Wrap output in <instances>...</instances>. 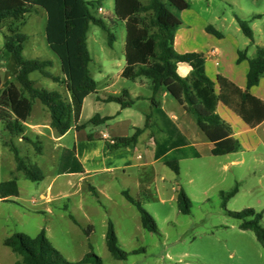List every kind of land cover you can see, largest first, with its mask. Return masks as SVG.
<instances>
[{
    "label": "rangeland",
    "instance_id": "obj_1",
    "mask_svg": "<svg viewBox=\"0 0 264 264\" xmlns=\"http://www.w3.org/2000/svg\"><path fill=\"white\" fill-rule=\"evenodd\" d=\"M86 1H98L102 13L96 8L92 9V13L106 23L114 37L110 47L107 33L98 26L89 25L86 44L92 61L88 70L96 82L97 93L103 97H120L122 90H128L132 96L151 95L150 89L141 88L119 75L125 65L126 30L124 22L114 16V0ZM147 1L141 0L143 4ZM185 1L189 9L178 13L182 25L178 29L181 39L178 49H175L177 53L179 50L190 53L196 49L205 54L212 43L206 36L215 44L225 45L226 52H229L230 46H239L242 50L244 44L250 42L239 30L234 15L248 20L254 42L264 45V0ZM254 15L260 17L253 18ZM45 24L46 13L40 8L26 16L22 32L28 40L22 54L25 59L51 60V72L58 74L59 60L46 43ZM207 25L226 37V42L219 44L222 41L211 34L204 37ZM250 49L252 51L253 47ZM0 51L2 82L15 83V65L11 56L2 49L1 35ZM30 79L38 88L57 91L51 80L37 72L31 74ZM147 84L150 86L149 81ZM162 94L157 95L160 102ZM167 101L163 104L166 111L170 105L178 106L170 95ZM34 106L41 104L35 101ZM150 106L146 100H139L125 114H129L133 124L140 126L144 121L143 114L150 110ZM116 107L114 103L95 106L94 95L91 94L80 123H88L96 114L111 116ZM180 107L181 112L190 116L184 106ZM116 121L113 118L96 126L88 124L84 132L104 131L106 126L111 127ZM25 136L31 139L29 134ZM31 140L12 137L0 122V183L14 179L19 191L17 197L0 200V264H17L20 260L3 245L5 238L16 232L35 237L42 229L50 244L70 264L78 263L89 253L98 257L100 264H264V248L253 232L241 230L239 221L228 215V212L253 209L263 214L261 224L264 225V167L252 161V153L246 150L239 152L243 164L231 166L226 163L235 156L215 157L208 148L199 147V157L178 162V175L156 162L140 170L129 169L125 175L117 173L111 181L99 176L78 183L77 176L57 175L60 148L54 147L51 141L42 140L39 144L41 150L37 152ZM9 141L18 149L26 164L40 169L43 180L32 182L15 169L14 155L3 144ZM66 143L70 149L73 147L72 134L67 136ZM150 160L149 154L142 159L146 163ZM236 184V194L223 206L221 192L229 191ZM90 186L95 193L89 189ZM179 189L189 199V214L179 211ZM122 191L139 200L142 208L153 218L155 232L141 227L139 212L125 200ZM47 192L48 196L40 198V193ZM109 221L113 224L120 249L126 253L122 260L114 259L106 248L105 234Z\"/></svg>",
    "mask_w": 264,
    "mask_h": 264
},
{
    "label": "trees",
    "instance_id": "obj_2",
    "mask_svg": "<svg viewBox=\"0 0 264 264\" xmlns=\"http://www.w3.org/2000/svg\"><path fill=\"white\" fill-rule=\"evenodd\" d=\"M36 8L46 13L44 29L45 40L58 58L64 85L69 95V101L63 100L57 91L34 87L29 78L33 72L55 83H62L61 78L54 76L46 69L52 67L50 60L25 59L22 55L24 44L28 37L22 32L26 16ZM98 10V1L86 0H0V35L2 49L12 58L16 73L14 82H2L0 75V122L12 137L24 136L25 121L30 115L35 100H38L49 112V126L60 136L72 127L80 130L86 125L104 124L110 117L94 115L86 124L79 123L85 98L96 92V82L90 76L88 66L91 62L86 35L90 24L100 27L107 33L108 45L111 47L113 35L108 31L106 23L94 16L92 9ZM189 9L185 0H148L143 4L141 0H114V16L124 22L126 36L124 44L125 65L121 77L128 80L145 78L150 83L152 96L150 104L152 112L145 116L142 128H135L133 134L113 139V144L106 142L110 151L119 150L136 143L143 129L151 128L154 135V158L167 166L175 174H179L178 162L192 156L198 157L189 146L186 138L162 109L157 95L167 93L193 118L199 130L212 144L210 154L223 156L235 153L239 149L237 140L231 137L229 127L224 124L215 113L216 105L221 102L231 109L246 125L255 127L264 120V101L250 93V88L258 85L264 74V45L256 46L254 56L248 58L245 50L238 51L237 62L247 60L248 72L246 88L240 89L227 78L218 75L215 84L205 74V56L202 52L177 53L173 48L174 35L181 26L178 13ZM254 15L253 18H259ZM234 19L242 34L252 43L253 31L249 21L234 15ZM205 31L221 39L223 35L212 26L207 25ZM1 52V51H0ZM187 64L191 71L187 77L178 74L177 66ZM105 103L114 102L122 109L132 105L127 90L122 96H109ZM88 139H91L88 135ZM37 152H40L39 141H31ZM14 155L15 169L22 172L26 179L37 182L44 176L35 165L25 163L18 149L11 141L4 142ZM78 172L82 167L75 157V149H62L58 173ZM89 189L95 193L93 187ZM179 211L186 215L190 212V202L184 192L177 191ZM237 192V184L227 192H221L222 205ZM19 194L16 180L0 183V200L17 197ZM122 196L133 205L140 215L141 227L149 232H155L156 226L151 215L146 212L139 200L133 199L128 192L122 191ZM231 218L239 221L241 230L253 232L256 240L264 248V225L261 224L263 214L253 209L241 212H228ZM69 218L75 222L69 214ZM105 244L110 255L116 260L125 258L118 244L113 224L109 221L105 234ZM3 245L17 255V264H70L61 253L48 241L45 230L37 236L30 237L23 233H13L3 241ZM76 264H100L93 253L85 255Z\"/></svg>",
    "mask_w": 264,
    "mask_h": 264
},
{
    "label": "crops",
    "instance_id": "obj_3",
    "mask_svg": "<svg viewBox=\"0 0 264 264\" xmlns=\"http://www.w3.org/2000/svg\"><path fill=\"white\" fill-rule=\"evenodd\" d=\"M178 29L176 30L174 35V41H173L174 50L178 49L177 47L179 46V42L181 39V34L178 33ZM206 34L208 33L205 31V34L203 33V36L205 37ZM205 38L212 42L211 45L209 44L210 45L209 49L204 54L205 74L212 82H214L215 90L218 91V85L216 84V78L218 75L227 78L229 81H231L240 89H245L246 75L248 72V62L247 60H242L241 62L238 63L237 53L238 51L245 50L246 56L248 58H251L254 56L255 47L262 45H257L254 42V40L251 43L250 40L247 38L250 44L248 43L244 44L245 46L242 48V50L241 48H238L239 46H234L233 48L230 46L229 49L231 51L229 50V52H226L225 45L222 46L215 44L214 41L209 39L208 36H206ZM226 39H227L226 37L219 39L222 41L219 44L226 42ZM252 47L253 50L251 51L250 48ZM179 51L180 54L188 53L186 52L187 50H179ZM191 52H200V51L196 49L194 50L192 49ZM52 67H49L46 70L51 74H53L54 76L61 78L62 83H55L52 80L51 81L55 84L56 86L55 88H57V92L61 95L63 100L69 101V95L64 85V76L61 73V69H60V73L54 74L51 72ZM121 71H119L120 76H121ZM177 71L181 77H187L191 71V68L187 64H179L177 66ZM133 82H135V84H137L141 88L150 89V86L147 84V80L145 78H141V79L137 78ZM34 87H37L35 85V82H34ZM249 91L256 98L260 99L261 101H264V74L260 78L258 85L251 87ZM127 92L129 96H132V94H130L128 90ZM92 94L94 95L95 106H98L101 103H105L103 102V100L110 96V95L104 97L100 96L97 93V88H96V92ZM90 95H88L84 100L81 115L86 105L87 99L89 98ZM151 96H152V92L151 95L148 96L134 95L132 96V98L130 97L133 100L132 105L124 109H122L120 105H118L117 103L110 102L116 104L117 106L114 114H112L111 116H100L99 114L96 115H99L100 117H110L109 120L114 118L115 120L118 121H116L114 125L111 127L106 126V130L104 131H98L96 133L86 134L84 132L85 128L76 130L74 127H72L68 132H66L62 136H60L53 128L49 126L50 115L46 107L43 106L38 100H35L38 101L39 104H41V106L36 107L33 104L30 115L28 116V118L24 123L25 125L24 136L25 134H29L32 140L39 142H41L42 140H46L54 143L55 145L54 147L60 148V153L58 157V163H59L62 149H70L66 141H67V136L69 134H72V146L75 149V157L78 163L82 167V172H78V166L74 165V167L76 166L74 170L75 172L59 174L57 171V175L77 176L78 183L85 182L91 180L94 177H99V176H103L106 181L107 180L111 181L117 173L121 172L123 175H125L127 170L129 169L140 170L149 165L152 166L156 162L161 163L159 160H156L154 158L155 144H154V135L152 134L151 128L143 129L142 133L138 136L136 143L133 145H128L124 148L115 151H110L106 145V142H108L109 139L130 136L131 134H133L135 128L143 127L145 122V116L149 115L152 112L151 106H150V110L143 114L144 121L140 126H138L137 124H133L130 120L129 114H125V112L129 110L132 106H134L136 101L138 102L139 100H146L147 102L150 103L149 99ZM167 96L168 94L165 92L160 96V98L162 97V101H161L162 109L170 117V119L179 129L181 134L186 138V140L189 143V146L193 149L194 152H197L199 156H200V152L198 150L199 147H205L206 149L208 148V151L210 153L212 144L209 142V140L200 130L197 132L196 129L199 128L196 125L193 118L186 115L184 112L180 111L181 105L178 104V106L176 107L170 105L168 107L169 109L168 111H166L163 108V104L168 103ZM215 113L218 115L220 120L229 127L231 137L237 140L239 144V149L237 152L223 155L226 158L227 157L229 158V156L231 155L235 156L231 158L229 162L226 163V165L228 164L231 166L242 165L244 160L242 156L239 155V152L242 153L244 152V150H246L248 151V153L253 154L254 159H252V161L256 165L260 167H264V120L255 127H249L231 109L223 105L221 102L217 103ZM123 114H125V116L122 119ZM81 115H80V119H81ZM103 134L106 135L107 140L102 138ZM88 135H90L91 139H88ZM191 153L192 150L189 151L190 155L186 159L196 158L193 157ZM145 154H149L151 158V160L147 163L142 161ZM223 156H216V157H223ZM57 170H58V165H57ZM48 194H49L48 192L46 194L40 193V198H44L45 196H48Z\"/></svg>",
    "mask_w": 264,
    "mask_h": 264
},
{
    "label": "built area",
    "instance_id": "obj_4",
    "mask_svg": "<svg viewBox=\"0 0 264 264\" xmlns=\"http://www.w3.org/2000/svg\"><path fill=\"white\" fill-rule=\"evenodd\" d=\"M98 12H99V13H102L101 8H98ZM102 138L106 139L107 137H106L105 134H103V135H102ZM106 140H107V139H106ZM108 142H109L110 144H113L114 141H113V139H109Z\"/></svg>",
    "mask_w": 264,
    "mask_h": 264
}]
</instances>
